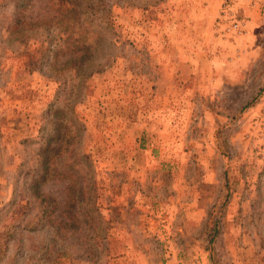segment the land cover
<instances>
[{"label": "rangeland", "instance_id": "374dc122", "mask_svg": "<svg viewBox=\"0 0 264 264\" xmlns=\"http://www.w3.org/2000/svg\"><path fill=\"white\" fill-rule=\"evenodd\" d=\"M222 1L0 0V264H264V0Z\"/></svg>", "mask_w": 264, "mask_h": 264}, {"label": "trees", "instance_id": "16d2710c", "mask_svg": "<svg viewBox=\"0 0 264 264\" xmlns=\"http://www.w3.org/2000/svg\"><path fill=\"white\" fill-rule=\"evenodd\" d=\"M62 1H64V4H67L68 5V7L66 8V9H62L61 7V5L60 4H58L59 5V7L57 8V10L55 11V13H54V15H53V18L54 19H57V23H58V25L59 26H61V24L63 23V22H72V21H77V20H79V17H81V15H83V5L80 3V1H83V3L85 2V1H87V0H62ZM57 5V4H56ZM60 14H62V17H57V16H59ZM57 147H55V146H50V147H48L47 146V144L44 146V148L42 149V154H45L46 152H47V150H49L50 152H53V151H55V149H56ZM62 148H64V145H62V146H59L58 147V149L59 150H62ZM74 154V153H73ZM75 155V154H74ZM45 156H46V154H45ZM74 160V159H73ZM79 160H81V158H79ZM48 161H49V156H47L44 160H43V162H42V171H43V174L40 176V178H42V180H45V178H46V172L48 171V166H47V163H48ZM77 163H78V161H77ZM72 165H76V162H73V164ZM70 176V182H71V185H72V178H74L75 177V173L74 172H71V174H69ZM76 177H77V175H76ZM77 179H78V177H77ZM41 180V179H40ZM74 181H75V179H74ZM73 181V182H74ZM71 188V187H70ZM79 190H76V195H77V197L78 198H80L78 201H80L81 203L84 201V199L86 200L85 201V204H87L88 205V202H89V196H88V194H87V192L85 193V196L83 197V192H85L82 188L80 189V188H78ZM75 196V193L74 194H72V196L69 198V202H70V200L73 198ZM84 198V199H83ZM78 213L77 212H75V216L77 215ZM73 218H74V216H73ZM57 219V218H56ZM67 220H63V219H61V220H59V223H61V224H65V223H67L66 222ZM68 224V223H67Z\"/></svg>", "mask_w": 264, "mask_h": 264}, {"label": "built area", "instance_id": "2783aa9c", "mask_svg": "<svg viewBox=\"0 0 264 264\" xmlns=\"http://www.w3.org/2000/svg\"><path fill=\"white\" fill-rule=\"evenodd\" d=\"M237 0H223L221 3V13L223 15L230 14L232 11L231 6L236 2ZM254 4L257 0H253ZM241 27V23L237 20L232 18L228 23L227 26L223 30V35H226L228 32H239Z\"/></svg>", "mask_w": 264, "mask_h": 264}]
</instances>
